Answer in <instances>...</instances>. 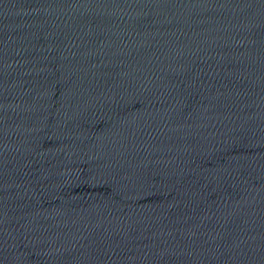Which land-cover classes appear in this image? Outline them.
<instances>
[{
    "label": "water",
    "instance_id": "obj_1",
    "mask_svg": "<svg viewBox=\"0 0 264 264\" xmlns=\"http://www.w3.org/2000/svg\"><path fill=\"white\" fill-rule=\"evenodd\" d=\"M264 59V0H186Z\"/></svg>",
    "mask_w": 264,
    "mask_h": 264
}]
</instances>
